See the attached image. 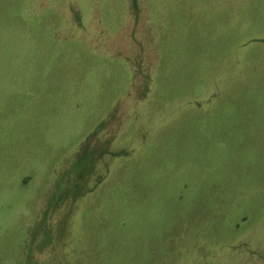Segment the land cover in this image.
<instances>
[{
  "label": "rangeland",
  "instance_id": "1",
  "mask_svg": "<svg viewBox=\"0 0 264 264\" xmlns=\"http://www.w3.org/2000/svg\"><path fill=\"white\" fill-rule=\"evenodd\" d=\"M0 264H264V0H0Z\"/></svg>",
  "mask_w": 264,
  "mask_h": 264
}]
</instances>
